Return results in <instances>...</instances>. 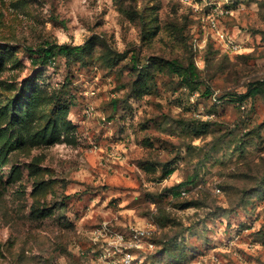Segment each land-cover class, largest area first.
<instances>
[{
    "label": "rangeland",
    "instance_id": "obj_1",
    "mask_svg": "<svg viewBox=\"0 0 264 264\" xmlns=\"http://www.w3.org/2000/svg\"><path fill=\"white\" fill-rule=\"evenodd\" d=\"M257 81L264 0H0V264H95L104 224L153 225L152 264H264Z\"/></svg>",
    "mask_w": 264,
    "mask_h": 264
},
{
    "label": "built area",
    "instance_id": "obj_2",
    "mask_svg": "<svg viewBox=\"0 0 264 264\" xmlns=\"http://www.w3.org/2000/svg\"><path fill=\"white\" fill-rule=\"evenodd\" d=\"M211 23L216 39L226 49H240V44H237L228 32L214 20ZM214 101L218 100L214 98ZM182 195L185 196L186 192L183 191ZM156 235L157 229L153 225L131 227L128 231L120 233L113 232L104 224L96 236V240L104 238V243L94 252L95 264H149L148 256L155 249L152 238Z\"/></svg>",
    "mask_w": 264,
    "mask_h": 264
},
{
    "label": "trees",
    "instance_id": "obj_3",
    "mask_svg": "<svg viewBox=\"0 0 264 264\" xmlns=\"http://www.w3.org/2000/svg\"><path fill=\"white\" fill-rule=\"evenodd\" d=\"M26 50L28 53L35 56L34 58H32L33 65L46 66L52 63V61L58 56L68 57L73 54L83 53L84 48L81 46H70L67 44L59 45V44L47 43L37 49H33L32 47H27ZM166 64L172 73H175L182 78V80L184 81V84L187 87H189V89L195 90L197 88V85L199 82L196 78L197 69L195 65L184 67L182 64H180L178 61H175V60L167 61ZM262 93H264V82L257 81V82L250 84L245 94L236 96L237 100L235 102L243 104L246 100L254 98L257 95H260ZM53 135L54 134H52L51 136L54 138L55 136ZM156 238L157 237L152 238V241L155 244V249L148 256L149 264L153 263V260L157 255Z\"/></svg>",
    "mask_w": 264,
    "mask_h": 264
}]
</instances>
